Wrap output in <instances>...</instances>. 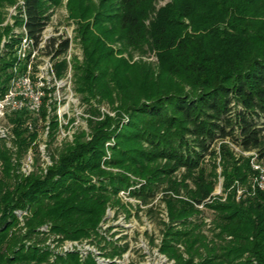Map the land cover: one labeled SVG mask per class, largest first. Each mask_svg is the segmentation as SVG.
<instances>
[{"label": "trees", "instance_id": "obj_1", "mask_svg": "<svg viewBox=\"0 0 264 264\" xmlns=\"http://www.w3.org/2000/svg\"><path fill=\"white\" fill-rule=\"evenodd\" d=\"M112 1L94 16L96 29L111 27L96 35L88 9L78 24L84 59L74 66L75 89L90 108L88 131L74 133L44 167L39 123H49L51 141L59 125L57 116L48 120L49 97L36 114L7 116L13 147L1 139L0 264H95L75 253L51 261L48 250L25 241L45 242L38 232L44 225L62 241L89 238L108 208L126 210L119 197L123 190L159 219L160 250L177 264H264V192L237 200L234 187L236 182L248 187L254 173L245 153L255 152L264 162V0H172L150 27L146 21L158 0ZM62 2L24 0V26L36 43ZM178 17L192 21V33L183 36L173 27ZM117 32L126 48L155 49L158 69L117 58L108 48ZM20 39L13 37L0 55V97L13 77ZM70 48L71 40L61 36L46 45L58 79L68 72ZM96 98L108 99L128 123L120 127L118 115L94 108ZM30 151L38 160L25 173L21 161ZM218 165L229 192L224 201L206 202ZM159 196L168 221L155 209ZM202 203L203 211L197 207ZM18 210L26 212L22 220ZM114 248L107 255L123 252Z\"/></svg>", "mask_w": 264, "mask_h": 264}, {"label": "rangeland", "instance_id": "obj_2", "mask_svg": "<svg viewBox=\"0 0 264 264\" xmlns=\"http://www.w3.org/2000/svg\"><path fill=\"white\" fill-rule=\"evenodd\" d=\"M24 0H0V55H3L5 44L10 41L13 37L21 36L24 28ZM112 0H63V2L56 8L52 9V17L49 25L46 28V35L48 36H61L63 39L69 38L71 40V48L66 58L69 61L68 72L63 77L62 81L58 79H50L49 88L55 90L52 96L51 104H49L51 110L49 112V122L53 120L54 116H57L58 128L53 129L52 141L48 137V122H40L39 138L37 140L40 146L41 157L39 163L44 166L46 158L51 160L50 155L55 154L57 148H59L64 142L71 141L74 133L86 130L88 131L87 118L90 116L87 110L90 108L82 101V95L79 94L75 89V76L74 66L76 62H82L84 59L83 45L80 40V34H78V24L83 20H80V15L84 13L86 9L90 15L87 16V21L91 22L92 30L96 35L100 34L104 28L111 27L110 24L101 25L94 27L96 19L94 16L100 11L104 10L107 6L112 4ZM172 0H158L154 5L146 24L148 27L152 25V22L156 19L159 12L165 8ZM173 27L181 31V34L185 36L187 33H192V21L189 18L178 17L176 25ZM99 28V29H98ZM119 32L116 33L114 39L108 42V48L112 49L119 59H125L130 65H150L153 68L159 67L160 59L159 53L150 47L149 44L144 45L142 48L127 47L125 41L119 38ZM42 55V54H41ZM48 57L47 55H45ZM65 78V79H64ZM174 86V84H172ZM152 87V85H151ZM174 88V87H170ZM97 99V98H96ZM92 100L94 103L93 107L98 108L101 113L108 114L112 117H116L119 112L112 108L109 104L108 99L100 101ZM119 126L127 124L129 119L126 114H120ZM46 126V127H45ZM1 137L6 140L9 148L13 147L12 144V133L11 124L7 117L0 118V144ZM55 138V139H54ZM115 139L112 138L107 144V158L111 156V150L108 148L109 145L113 146ZM239 153V151L237 150ZM38 155L35 151H30L22 159V171L29 173L36 166ZM220 161L218 160V163ZM1 170V162H0ZM113 171H119L113 169ZM218 179L216 187H219L221 180L223 186V177L221 175L222 169L218 165L217 168ZM134 180V176H131ZM214 190V192H215ZM119 193V197L122 203L126 206V210L120 209H107L106 219L96 229L95 232H91L89 238H83L79 240H66L62 241L59 235L51 232L50 225H44L38 228L41 238L47 237L45 242L35 243L34 240L25 241L26 246H35L39 249L48 250L51 253V261L56 260L59 256H66V248L72 249L71 253H75L79 256L82 262H86L91 259L95 264H114L110 263L106 258L109 252H112L118 246L129 244L128 251L124 254V257L117 260V264H163L161 261H156L153 257L149 259L142 258L143 251L139 252L138 248H144L143 245L147 242L145 232H152L155 236H160L161 224L159 219L153 217L150 218L146 213L145 209H139L137 206L138 201L127 196V193ZM228 194V190L225 191ZM161 196L157 197L154 201L156 211L160 213V217L164 218L166 207L161 202ZM17 215L22 220L23 215L26 214L23 210L16 211ZM209 212H207L208 215ZM131 214V215H129ZM210 218V217H209ZM23 223H21V226ZM25 231V230H24ZM99 237H95L96 234ZM119 244V245H117ZM120 249V248H119ZM126 249V248H125ZM101 252L102 254H99ZM107 256V257H106ZM114 256V255H113ZM153 256V255H152ZM141 262V263H140Z\"/></svg>", "mask_w": 264, "mask_h": 264}, {"label": "built area", "instance_id": "obj_3", "mask_svg": "<svg viewBox=\"0 0 264 264\" xmlns=\"http://www.w3.org/2000/svg\"><path fill=\"white\" fill-rule=\"evenodd\" d=\"M23 15L25 19V13ZM45 31L42 34L40 42L36 43L34 38L28 35L26 27L24 26L20 42L15 48V56L17 60L12 68L13 77L10 80L7 91L0 97V118H6L13 112L23 110H27L30 113L36 114L41 110L44 103V98L46 96L49 97L47 105L50 112L51 108L49 104H51V99L56 91V88L55 90H51V88H49V82L50 79L58 81V78L54 69V62L51 59V56L46 53V45L53 36L46 35ZM23 65L26 67V69L24 71H20V67ZM62 79H60V81H62ZM237 150L239 151V149ZM245 154L251 156V166L254 173L250 178L248 187L243 186L239 182L234 184L237 200H240L246 194H254L257 191L264 192V162L258 158V154L255 152ZM51 164V160L46 158L44 167ZM122 193H127V196L130 197V190L127 192L124 191ZM216 198H220L223 201L227 198V193L222 186V180L219 187L216 188L215 192L212 193L206 202H212ZM197 207L202 211L206 209L204 203L197 205ZM163 217L165 221H168L166 211ZM206 222L210 224L211 219L206 217ZM145 234L147 237V242L143 245L144 248H138L139 252L143 251L142 258L149 259L150 257H153L156 261H161L163 264H177L175 259L169 257L160 250L162 243L161 234L158 236V238L156 235L154 236L151 231H146ZM118 247L120 249H117L122 250L123 252L111 257L106 256V260H108L110 263L117 264V260L123 258L124 254L128 251L127 249L129 244ZM70 251L73 250L66 248L65 254L71 253ZM99 254L102 253L99 252Z\"/></svg>", "mask_w": 264, "mask_h": 264}]
</instances>
